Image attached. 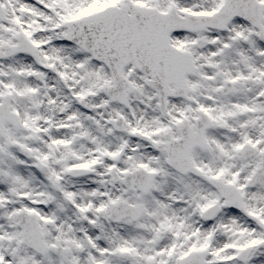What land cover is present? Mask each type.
<instances>
[{"label":"snow or ice","instance_id":"1","mask_svg":"<svg viewBox=\"0 0 264 264\" xmlns=\"http://www.w3.org/2000/svg\"><path fill=\"white\" fill-rule=\"evenodd\" d=\"M0 264H264V0H0Z\"/></svg>","mask_w":264,"mask_h":264}]
</instances>
